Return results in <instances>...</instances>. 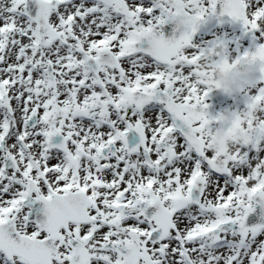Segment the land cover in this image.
<instances>
[{"label": "snow or ice", "instance_id": "obj_1", "mask_svg": "<svg viewBox=\"0 0 264 264\" xmlns=\"http://www.w3.org/2000/svg\"><path fill=\"white\" fill-rule=\"evenodd\" d=\"M224 17L264 61V0H0V264H264V78L255 134L206 140Z\"/></svg>", "mask_w": 264, "mask_h": 264}, {"label": "clouds", "instance_id": "obj_2", "mask_svg": "<svg viewBox=\"0 0 264 264\" xmlns=\"http://www.w3.org/2000/svg\"><path fill=\"white\" fill-rule=\"evenodd\" d=\"M200 71L208 74L206 79L215 80L219 84L220 92L231 97L244 94L264 78V61L238 59L228 52L219 58L209 56L204 59ZM256 120L255 107L226 111L222 114V119L214 123L206 134L208 150L221 153L226 158L237 145L245 143L255 134L259 127ZM248 121H253V127L248 126ZM218 163H223V160H218Z\"/></svg>", "mask_w": 264, "mask_h": 264}, {"label": "rangeland", "instance_id": "obj_3", "mask_svg": "<svg viewBox=\"0 0 264 264\" xmlns=\"http://www.w3.org/2000/svg\"><path fill=\"white\" fill-rule=\"evenodd\" d=\"M205 40H206V36H203V37H199L197 40H196V43H203V42H205ZM232 106H234L236 109H241V108H243V106H241L240 104H236V103H232Z\"/></svg>", "mask_w": 264, "mask_h": 264}]
</instances>
